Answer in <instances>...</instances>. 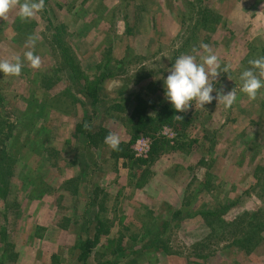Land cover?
<instances>
[{
  "label": "rangeland",
  "instance_id": "374dc122",
  "mask_svg": "<svg viewBox=\"0 0 264 264\" xmlns=\"http://www.w3.org/2000/svg\"><path fill=\"white\" fill-rule=\"evenodd\" d=\"M44 2L29 21L18 8L0 20V60H23L29 36L42 60L0 72V264H264V88L251 102L239 91L248 61L264 56V0ZM201 43L232 65L231 80L212 83L236 88L237 102L193 104L178 113L184 128L158 125L155 155L139 134L141 161L119 157L105 136L131 140L138 99L171 106L167 70ZM102 74L94 106L84 87ZM99 220L110 232L81 261Z\"/></svg>",
  "mask_w": 264,
  "mask_h": 264
},
{
  "label": "clouds",
  "instance_id": "9594fccd",
  "mask_svg": "<svg viewBox=\"0 0 264 264\" xmlns=\"http://www.w3.org/2000/svg\"><path fill=\"white\" fill-rule=\"evenodd\" d=\"M45 7L44 0H0V20L6 21L10 11L18 8V17L21 22L33 19ZM37 38L29 36L25 43L28 49L23 53V60L19 55L11 59L0 60V72L5 76L19 77L26 61L32 69H39L42 64L41 57L34 53ZM249 67L239 75L241 82L239 91L247 96L248 100L255 101L261 88H264V56L250 59ZM232 69L230 63L221 65L219 57L213 53L209 44L201 43L199 48L193 47L191 54H182L169 68L168 75L163 81L165 99L178 113L187 112L195 104L204 108L214 100L222 104L225 109L231 108L237 102V90L223 91L214 87L221 73H229ZM215 92V95L213 93ZM176 119L183 120V116L176 115ZM85 130L90 125L84 124ZM104 143L114 151L120 150L121 137L110 132L104 138Z\"/></svg>",
  "mask_w": 264,
  "mask_h": 264
},
{
  "label": "trees",
  "instance_id": "16d2710c",
  "mask_svg": "<svg viewBox=\"0 0 264 264\" xmlns=\"http://www.w3.org/2000/svg\"><path fill=\"white\" fill-rule=\"evenodd\" d=\"M46 1V0H44ZM59 32V31H58ZM57 43H60L58 40ZM106 74H102L101 78H97L94 81L90 82L87 84L84 89H85V94L87 97H89L92 100V104L95 106L99 102V97H98V90L101 85V83L104 80V77ZM154 105H150L148 103H144L142 100L138 99V103L135 105L134 109L130 113V116L128 118V122L132 124V134H131V140H129L127 143H121L120 144V150L118 151L119 157L122 159H128V160H137L133 152V146L135 144L136 139L138 138L137 136L140 134V136H145L147 138H151V145H150V156L152 157L155 155L159 149L163 148L164 145L160 141L161 139L155 138V133L158 129V125H172V126H178L180 125L182 128H184L185 123L187 120L184 118L183 120H178L175 118L176 115H179L178 112L175 111V109L172 106L168 105H160L158 109H155ZM150 111H153L151 113ZM180 134V133H179ZM91 137V136H87ZM149 138V139H150ZM161 145V147H160ZM183 144H180L179 142L176 143V148L182 147ZM117 152V151H115ZM264 168V166H263ZM2 175V174H1ZM4 178H1V186H0V191L2 192V195L5 197L7 196V189H8V182H6ZM145 183L144 179H141V181L137 184L138 187H142ZM202 189V188H201ZM9 205V204H8ZM6 214L10 213L8 210L5 211ZM216 212L212 213L211 215H214ZM7 218V217H6ZM5 218V219H6ZM110 232V227L102 222L101 220L97 221L96 224L94 225L93 229V234L92 236H87L86 239L80 241L78 249H79V260L85 261L90 252L98 245L101 236H107ZM256 233V232H255ZM254 233V234H255ZM6 232L4 235L6 236ZM252 234L254 237L255 235ZM252 237L251 238V245L252 248H255V244L257 243V239ZM119 245H117L116 250L113 252L114 254L118 253L122 249L120 248V240H116ZM115 240H107V244L113 245ZM4 257V256H3ZM117 257L114 255V258ZM5 261H7V258L5 257L3 259V262L1 264H5ZM119 261L115 258L111 261H106L105 264H117Z\"/></svg>",
  "mask_w": 264,
  "mask_h": 264
}]
</instances>
